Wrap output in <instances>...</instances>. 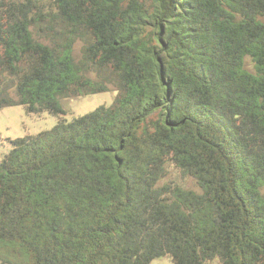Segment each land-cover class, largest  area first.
<instances>
[{"label":"trees","instance_id":"obj_1","mask_svg":"<svg viewBox=\"0 0 264 264\" xmlns=\"http://www.w3.org/2000/svg\"><path fill=\"white\" fill-rule=\"evenodd\" d=\"M10 106L1 264H264V0H0Z\"/></svg>","mask_w":264,"mask_h":264},{"label":"rangeland","instance_id":"obj_2","mask_svg":"<svg viewBox=\"0 0 264 264\" xmlns=\"http://www.w3.org/2000/svg\"><path fill=\"white\" fill-rule=\"evenodd\" d=\"M80 42L74 46L73 53L76 59L81 56ZM116 95L115 90L93 94L90 96L63 99L61 105L65 110L62 116L67 121L75 117L87 114L101 105H110ZM58 121V118L48 113L38 115L27 114L22 106H10L0 110V159L10 150V140L24 137L26 135H34L41 131L51 129ZM186 186L195 189L191 179L186 181ZM1 264V261H0ZM150 264H172L168 257L154 259ZM210 264H219L212 262Z\"/></svg>","mask_w":264,"mask_h":264}]
</instances>
